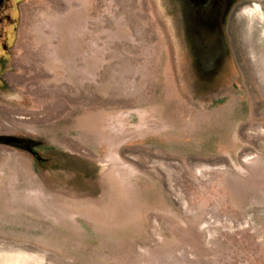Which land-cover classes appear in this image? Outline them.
<instances>
[{
    "label": "rangeland",
    "instance_id": "obj_1",
    "mask_svg": "<svg viewBox=\"0 0 264 264\" xmlns=\"http://www.w3.org/2000/svg\"><path fill=\"white\" fill-rule=\"evenodd\" d=\"M0 264H264V0H0Z\"/></svg>",
    "mask_w": 264,
    "mask_h": 264
}]
</instances>
